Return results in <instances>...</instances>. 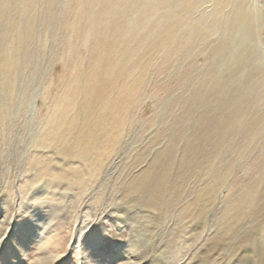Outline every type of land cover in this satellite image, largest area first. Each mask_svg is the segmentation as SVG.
Here are the masks:
<instances>
[{
    "label": "rangeland",
    "instance_id": "obj_1",
    "mask_svg": "<svg viewBox=\"0 0 264 264\" xmlns=\"http://www.w3.org/2000/svg\"><path fill=\"white\" fill-rule=\"evenodd\" d=\"M263 77L264 0H0V264H264Z\"/></svg>",
    "mask_w": 264,
    "mask_h": 264
},
{
    "label": "bare ground",
    "instance_id": "obj_2",
    "mask_svg": "<svg viewBox=\"0 0 264 264\" xmlns=\"http://www.w3.org/2000/svg\"><path fill=\"white\" fill-rule=\"evenodd\" d=\"M234 10H235L234 22H236L234 27H239V29L244 30V32L248 38L255 37V35L260 30V26H258L255 21L250 20L251 17H253V16L255 17V14L251 15V13L249 14L246 10L243 11V8H241L240 6H238ZM191 11H192L191 6H186L185 10L183 11V16H186L187 15L186 13H190ZM239 15H240V17H239ZM242 15H243V17H242ZM252 20H256V18H254V19L252 18ZM228 46H229V44H228ZM248 50H252V49H248ZM248 50L243 49L242 53H240L238 56L234 57L230 63L236 64V65L238 64L239 67H245L246 64H251L249 58L245 57V55H244L245 51L248 52ZM259 72L262 73L263 70H260ZM263 79H264V77H263Z\"/></svg>",
    "mask_w": 264,
    "mask_h": 264
}]
</instances>
